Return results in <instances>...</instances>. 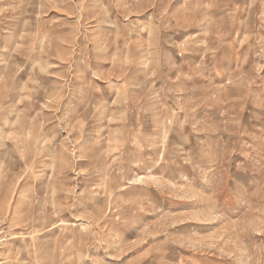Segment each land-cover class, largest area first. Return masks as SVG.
<instances>
[{
	"label": "rangeland",
	"instance_id": "rangeland-1",
	"mask_svg": "<svg viewBox=\"0 0 264 264\" xmlns=\"http://www.w3.org/2000/svg\"><path fill=\"white\" fill-rule=\"evenodd\" d=\"M0 264H264V0H0Z\"/></svg>",
	"mask_w": 264,
	"mask_h": 264
}]
</instances>
